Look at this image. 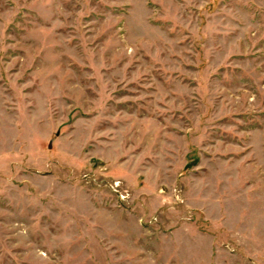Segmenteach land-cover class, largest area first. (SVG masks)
<instances>
[{
	"label": "rangeland",
	"instance_id": "obj_1",
	"mask_svg": "<svg viewBox=\"0 0 264 264\" xmlns=\"http://www.w3.org/2000/svg\"><path fill=\"white\" fill-rule=\"evenodd\" d=\"M0 264H264V0H0Z\"/></svg>",
	"mask_w": 264,
	"mask_h": 264
},
{
	"label": "water",
	"instance_id": "obj_2",
	"mask_svg": "<svg viewBox=\"0 0 264 264\" xmlns=\"http://www.w3.org/2000/svg\"><path fill=\"white\" fill-rule=\"evenodd\" d=\"M49 146V145H48Z\"/></svg>",
	"mask_w": 264,
	"mask_h": 264
}]
</instances>
